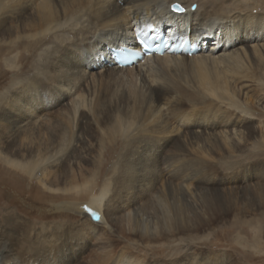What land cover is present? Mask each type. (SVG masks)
<instances>
[{"label":"bare ground","instance_id":"obj_1","mask_svg":"<svg viewBox=\"0 0 264 264\" xmlns=\"http://www.w3.org/2000/svg\"><path fill=\"white\" fill-rule=\"evenodd\" d=\"M261 3L0 0L5 53L0 67L16 72L14 44L27 38L36 45L32 40L42 36L29 76L0 94L1 164L30 173L47 190L71 185L85 193L87 185L78 182L91 175L93 163L74 167L72 151L64 163H46L65 148L68 133L67 144L75 150L85 144L87 129L93 138L103 131V139L112 125H131L111 177L115 188L108 197L101 191L82 201L99 212V220L78 209L79 203L76 211L56 204L54 211L62 205L65 216L73 211L80 217L38 227L12 207L0 206V264H231L227 253L194 248L181 238L197 234L199 223L212 229L208 201L218 203V196L231 192L229 176L217 178L214 190L220 193L209 188L216 180L217 157L231 158L252 139L264 140V122L239 106L240 100H250L264 109ZM147 23L173 37L188 34L200 48L190 55L164 54L131 67L115 66L110 49L133 39ZM101 78L123 85L96 91ZM246 169L239 182L252 184L256 205L263 207L264 169ZM197 179L204 183L190 182ZM241 192L234 196L239 206L246 198ZM182 248L185 253L174 257ZM159 249L175 255L157 257Z\"/></svg>","mask_w":264,"mask_h":264},{"label":"rangeland","instance_id":"obj_2","mask_svg":"<svg viewBox=\"0 0 264 264\" xmlns=\"http://www.w3.org/2000/svg\"><path fill=\"white\" fill-rule=\"evenodd\" d=\"M257 1H259V4L262 2L260 8L264 9V0ZM198 2L199 1L194 2L191 7L196 8ZM41 37L42 36H37V39L40 40ZM38 40H32L36 45H32L31 41L27 38L20 39L14 44L17 48V54L16 57L15 55L13 56L12 63L18 70L13 72L12 70H4V68L0 67V94L9 89L11 87L10 85L18 79L29 76L31 73L30 64L34 63L38 53ZM2 55L5 56V53L0 47V58ZM106 75H108V77L115 76L113 74ZM112 81L113 80L108 78L97 80L98 83L96 82L95 90L101 92L103 90L111 91L115 85H123L121 84V81ZM128 81L135 82V80L133 81L130 77ZM102 83L104 85H102ZM98 84L102 86H99ZM261 88L264 90V86H261ZM97 94L99 93L97 92ZM239 106L244 107V111L250 116L264 122V109L259 108L256 104H252L250 100L245 102L240 100ZM130 126L131 125L127 123L122 127L112 125V128L105 131L107 137L104 136L103 139L101 138L104 133L103 131L97 132L98 137L95 136V138H93L94 132L87 129V131H85L87 138L84 139L85 144H80L75 150H72V145L70 146L71 143L69 145L67 144L69 138L68 133L65 148L60 152H54L53 159L49 161V163H46H55L54 165H57L60 162L64 163L66 156H69L71 151L73 152V155L70 164H73L74 167L81 163H83L81 166H87V164L93 163L90 171L91 175L86 176V178L78 182V184L87 185L82 191L84 192L86 190L85 193H78L77 189L79 186H77L76 189H72L70 188L71 185H67L69 189L65 186V190H57L55 188L51 191L47 190L44 187L42 188L41 185L39 186L36 182L38 179L32 178L33 176L30 175V173L24 174L20 170L6 167V165L3 163L1 164L0 162V206H5L7 208L12 207L15 209L17 216L31 221L34 220L35 222H32L38 227H40L39 224L41 223L52 224L56 220L77 221L80 216L73 211L71 213L67 212L69 216H65L64 211L66 210H64L65 207L62 205L65 206V203L74 204L76 202L75 204H77L82 201H87L90 194L96 195L101 191L104 195H107L106 197L110 195L109 190L115 188V184L111 178L117 170L115 162L118 160L119 155L124 149L125 144L123 143V137ZM88 139L89 141H87ZM63 155L65 157H63ZM217 158L218 165L213 168L214 179L216 180H213L209 185V188L212 190V194L215 191V194L220 193V191L214 190L218 189V185H216L217 178L229 176L233 180V182L229 184L231 192L228 194V197H223L224 199L227 198L226 201L219 198L220 196L217 197L218 203L214 204L212 200L208 201L211 206V213L213 214L210 219V222L213 225V230L206 229L207 223H199L197 227L199 232L193 234V236H183L181 238V243L189 242L190 245L197 246L194 248H203L201 250L225 252L227 253V256H229L231 264H264V213L258 211L263 209L264 205L263 207H258L256 205V197L250 186L252 185L251 183L239 182L244 169L247 168L246 170L249 169L248 171H251V168L253 170L256 169L255 171L260 169V167H263L264 169V140H259L258 138L252 139L242 152L234 154L233 157ZM53 161L54 163H51ZM228 161L231 163L228 164ZM259 171H262V169ZM190 182L204 183V180L197 179ZM261 186L264 187V177L261 179ZM62 188L63 186L61 189ZM242 190L245 191L243 195L246 198L244 205L239 206L238 204L240 200L234 199V196L242 195ZM262 196L264 201V195ZM242 199H244L243 196ZM224 202L226 205H223ZM56 204H62L60 207L64 211L58 209H56L57 211H54L53 207L54 205L57 206ZM153 250L157 249L153 248ZM159 250L161 254H158L157 257L175 255V252L172 249H166L167 251L165 249L163 251L162 249ZM172 252H174V254H172ZM183 253H185V250L182 248L180 252H177L178 255L174 257L181 256Z\"/></svg>","mask_w":264,"mask_h":264},{"label":"water","instance_id":"obj_3","mask_svg":"<svg viewBox=\"0 0 264 264\" xmlns=\"http://www.w3.org/2000/svg\"><path fill=\"white\" fill-rule=\"evenodd\" d=\"M73 203H68L67 207L69 209H72L74 211H76V204ZM78 209H80L82 212H84L85 214H87L91 219H95V220H99L100 218V214L98 211H96L92 205H90L89 203H79Z\"/></svg>","mask_w":264,"mask_h":264}]
</instances>
